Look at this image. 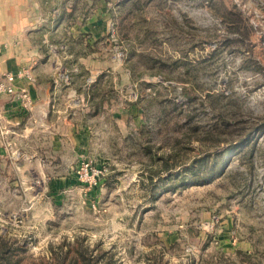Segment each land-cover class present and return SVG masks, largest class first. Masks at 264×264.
<instances>
[{
    "label": "rangeland",
    "instance_id": "1",
    "mask_svg": "<svg viewBox=\"0 0 264 264\" xmlns=\"http://www.w3.org/2000/svg\"><path fill=\"white\" fill-rule=\"evenodd\" d=\"M46 2L86 18V155L0 171V264H264V0Z\"/></svg>",
    "mask_w": 264,
    "mask_h": 264
},
{
    "label": "crops",
    "instance_id": "2",
    "mask_svg": "<svg viewBox=\"0 0 264 264\" xmlns=\"http://www.w3.org/2000/svg\"><path fill=\"white\" fill-rule=\"evenodd\" d=\"M46 1L0 0V73L14 74L15 89L26 90L30 100L24 108L0 95L1 172L10 165L21 173L69 167L86 155V105H92L86 92V18H79L77 32L60 37L67 18L54 14ZM73 68L77 72L64 81L62 72Z\"/></svg>",
    "mask_w": 264,
    "mask_h": 264
},
{
    "label": "trees",
    "instance_id": "3",
    "mask_svg": "<svg viewBox=\"0 0 264 264\" xmlns=\"http://www.w3.org/2000/svg\"><path fill=\"white\" fill-rule=\"evenodd\" d=\"M246 142V139H240L234 142L231 147L226 149L224 154L226 155L229 150H231L234 147H240L242 144ZM221 154V152L217 151V155H213L212 158H205L201 157L199 159H196L194 162L190 163L188 165L187 170L185 173H181L178 175L179 181L178 183H175L171 185V188L174 187V185H182L188 182H191V184H203L207 183L211 180V178L214 175H217L221 173L222 169V162H224V159H226L225 155ZM250 153H248V160L250 161ZM172 168V165L168 163V160L166 159L163 165V169L169 176H173L174 173H170V169ZM161 180V179H159ZM6 243L2 242L0 246V252L1 254L6 251Z\"/></svg>",
    "mask_w": 264,
    "mask_h": 264
},
{
    "label": "built area",
    "instance_id": "4",
    "mask_svg": "<svg viewBox=\"0 0 264 264\" xmlns=\"http://www.w3.org/2000/svg\"><path fill=\"white\" fill-rule=\"evenodd\" d=\"M69 75H65L66 81L69 80ZM15 75L9 72L0 73V95H8L18 103L19 106L28 108L30 104L29 95L26 90L20 89L16 90L14 87ZM83 168H87V164H82ZM98 173V170H94Z\"/></svg>",
    "mask_w": 264,
    "mask_h": 264
}]
</instances>
